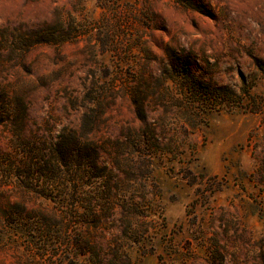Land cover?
I'll use <instances>...</instances> for the list:
<instances>
[{
  "label": "rangeland",
  "instance_id": "374dc122",
  "mask_svg": "<svg viewBox=\"0 0 264 264\" xmlns=\"http://www.w3.org/2000/svg\"><path fill=\"white\" fill-rule=\"evenodd\" d=\"M0 47L26 139L91 115L101 164L121 156L125 195L149 205L132 264H264V0H0ZM64 194L0 177V264H86L62 241Z\"/></svg>",
  "mask_w": 264,
  "mask_h": 264
},
{
  "label": "trees",
  "instance_id": "16d2710c",
  "mask_svg": "<svg viewBox=\"0 0 264 264\" xmlns=\"http://www.w3.org/2000/svg\"><path fill=\"white\" fill-rule=\"evenodd\" d=\"M42 43L38 37L32 38L24 54ZM138 107L143 112L144 105ZM25 111L5 90L0 91V126L8 128L13 147L12 152L0 155V177L14 180L25 192L47 200H53L60 191L65 192L54 202L62 204L61 212L75 230L69 239L64 235L62 241L77 258L83 257L86 264H132L128 243L141 244L140 237H148L149 233V228L143 236L135 232L132 219L143 227L144 219L149 216L140 213L149 205L125 195L132 188L127 183L130 179L123 177L128 170L120 155L115 158L114 166L101 164L100 146L88 132V127L95 129L97 120L88 115L84 128H65L58 140L48 146L24 137ZM140 141L141 147L146 145V141ZM22 216L20 212L4 213L12 224L22 220Z\"/></svg>",
  "mask_w": 264,
  "mask_h": 264
}]
</instances>
